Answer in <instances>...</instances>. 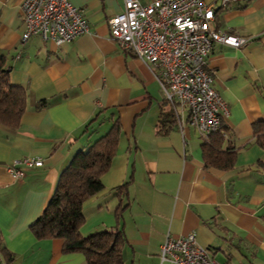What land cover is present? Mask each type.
Instances as JSON below:
<instances>
[{
	"label": "crops",
	"instance_id": "crops-1",
	"mask_svg": "<svg viewBox=\"0 0 264 264\" xmlns=\"http://www.w3.org/2000/svg\"><path fill=\"white\" fill-rule=\"evenodd\" d=\"M203 1L219 31L248 40L214 44L207 61L228 109L223 148L237 150L227 171L205 165V139L188 111L169 103L151 68L111 39L108 22L123 0H70L90 32L60 46L23 42L20 0H0V54L28 95L20 127L0 124V264H87L82 253H64L62 239H37L31 226L73 157L116 120L117 152L103 191L83 206V235L122 230L125 264H171L161 259L165 239L191 233L219 264H264V149L255 138L264 126V0ZM169 118L171 128L159 133ZM24 158L43 166H20L19 180L10 166Z\"/></svg>",
	"mask_w": 264,
	"mask_h": 264
},
{
	"label": "built area",
	"instance_id": "built-area-1",
	"mask_svg": "<svg viewBox=\"0 0 264 264\" xmlns=\"http://www.w3.org/2000/svg\"><path fill=\"white\" fill-rule=\"evenodd\" d=\"M25 30L22 41L39 37L57 46L90 32L89 21L70 0H20ZM121 13L108 22L111 39L149 66L167 101L188 111V124L203 139L220 130L228 109L214 89L207 61L214 44L240 48L246 38L223 33L215 25L214 7L203 0H123ZM20 166L41 167L38 158H24L10 166L22 179ZM171 264H219L202 247L195 233L167 236L160 249ZM2 264H10L3 262Z\"/></svg>",
	"mask_w": 264,
	"mask_h": 264
},
{
	"label": "trees",
	"instance_id": "trees-1",
	"mask_svg": "<svg viewBox=\"0 0 264 264\" xmlns=\"http://www.w3.org/2000/svg\"><path fill=\"white\" fill-rule=\"evenodd\" d=\"M27 92L10 80L7 58L0 54V124L9 130H17L26 110ZM171 116V115H170ZM169 118L161 122L159 133L167 132L173 124ZM169 126V127H168ZM226 128L205 140L203 155L205 165L220 170H231L235 166L237 150L224 149ZM121 124L116 120L110 131L98 139L86 151L76 154L62 172L57 187L46 209L31 226L37 239L60 238L63 252L82 253L87 264H125L123 248L124 232L118 228L89 235L81 232L86 219L84 204L104 189L102 176L108 172L117 152ZM257 143L264 149V126L255 129ZM264 172V164H260ZM128 183L116 189L127 192ZM119 210H123L119 206ZM122 215L117 213V218ZM9 263V261H7Z\"/></svg>",
	"mask_w": 264,
	"mask_h": 264
}]
</instances>
